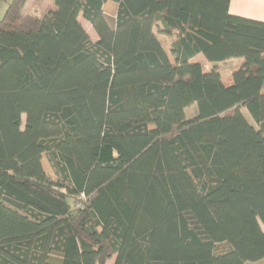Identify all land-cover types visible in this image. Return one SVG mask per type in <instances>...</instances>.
<instances>
[{"label": "trees", "instance_id": "trees-1", "mask_svg": "<svg viewBox=\"0 0 264 264\" xmlns=\"http://www.w3.org/2000/svg\"><path fill=\"white\" fill-rule=\"evenodd\" d=\"M26 1L0 19V264L263 260L264 21L230 0Z\"/></svg>", "mask_w": 264, "mask_h": 264}, {"label": "rangeland", "instance_id": "rangeland-1", "mask_svg": "<svg viewBox=\"0 0 264 264\" xmlns=\"http://www.w3.org/2000/svg\"><path fill=\"white\" fill-rule=\"evenodd\" d=\"M12 0H0V19L4 17L9 4L11 3ZM54 6V0H27L26 4H25V8L24 11L25 12H33V13H37L41 16H43L45 13H47L52 7ZM116 7H114V9H109L107 8L106 11L108 13H110V15H112L113 17L117 16V9H115ZM80 20L82 22V24L84 25V27L86 28V30L88 31V33L90 34L92 40L96 41L98 39L97 33L94 30V28L92 27V25L86 21L83 16H80ZM89 24V25H88ZM161 41L163 42V44L165 45V47L168 49V45L169 42L167 41V39H165L163 36H160ZM202 61H203V66L205 70H209L213 67V65L211 63H209L204 55H201ZM244 64V60L242 58H233L230 59L228 61L225 62H221L220 63V70L223 74V76L225 77L226 81H231L232 78V72L234 70V68H240L242 67ZM197 111V106L193 105L190 106L188 108V116L189 117H193L196 114ZM244 112L246 114V116L251 120V116L249 115L248 111L246 109H244ZM25 115L23 116V119L25 121ZM43 165L45 170L47 171V173L54 179H56L54 172L52 170V167L47 159V157L44 155L43 158ZM264 228V226H263ZM230 246L227 243H221L217 245L216 251L218 253L220 252H225L227 250H229ZM113 259V258H112ZM112 259L109 260V262H112ZM252 264H264V259L258 262H254Z\"/></svg>", "mask_w": 264, "mask_h": 264}, {"label": "crops", "instance_id": "crops-1", "mask_svg": "<svg viewBox=\"0 0 264 264\" xmlns=\"http://www.w3.org/2000/svg\"><path fill=\"white\" fill-rule=\"evenodd\" d=\"M114 7H116L115 9H117L118 11V4L113 1H108L103 6V9L106 14L113 17L112 15H110V13L106 11V9L107 8L114 9ZM229 10H230V13L234 15H239V16H243V17H247L251 19L264 21V0H230ZM163 37L167 39L168 42L170 41L168 36L163 35ZM201 55L202 54L196 56L194 58V61H200L203 63ZM114 260L115 258L112 259V262H109L108 260L107 264H114Z\"/></svg>", "mask_w": 264, "mask_h": 264}]
</instances>
